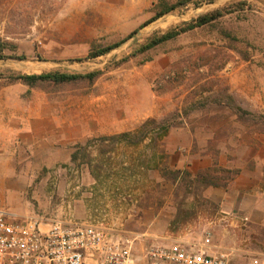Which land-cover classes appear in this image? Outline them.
<instances>
[{"label":"rangeland","instance_id":"374dc122","mask_svg":"<svg viewBox=\"0 0 264 264\" xmlns=\"http://www.w3.org/2000/svg\"><path fill=\"white\" fill-rule=\"evenodd\" d=\"M159 1L0 0V39L10 45L0 124L62 129L68 140L55 150L71 158L41 169L23 146H2L0 175H16L31 216L104 221L149 241L208 235L231 264H249L264 252V0H194L150 23ZM215 10L225 12L211 24L138 52ZM8 71L99 75L30 88ZM122 133L144 138L104 140ZM108 189L130 219L111 222L101 204L79 219L78 204L109 200Z\"/></svg>","mask_w":264,"mask_h":264},{"label":"built area","instance_id":"2783aa9c","mask_svg":"<svg viewBox=\"0 0 264 264\" xmlns=\"http://www.w3.org/2000/svg\"><path fill=\"white\" fill-rule=\"evenodd\" d=\"M148 238L121 234L104 221L19 217L0 207V264H231L208 235L201 241ZM249 264H264V252Z\"/></svg>","mask_w":264,"mask_h":264},{"label":"crops","instance_id":"0c3cea01","mask_svg":"<svg viewBox=\"0 0 264 264\" xmlns=\"http://www.w3.org/2000/svg\"><path fill=\"white\" fill-rule=\"evenodd\" d=\"M44 133H46V136H44ZM65 133L64 130L54 126L46 129H36L32 126L17 128L12 125L3 126L0 124V147H18L21 145L23 146V152L27 158L33 159L41 166V169H48L57 163H65L71 159L69 153H56L55 150V145L66 146L65 144L68 138ZM39 139H41L43 143H47L49 146L48 153H51L52 157H48L45 149L39 145ZM4 174V176L0 175V207L10 210L19 217L31 216V213L28 211L27 203H23L17 198V196H19V190L15 187L16 175L11 174V171H6ZM91 174L92 173H89L87 176V182L93 180ZM38 188L42 187L39 186ZM108 190H106L105 193L108 192L109 195L111 194L109 200L106 199L107 196L104 197L103 195H99L92 203L78 204L75 209L78 218L84 219L93 207H97L101 204L99 207L108 214V220L111 222L113 221L119 224L126 219H130V216L124 213L122 206L117 202V196L113 195V190Z\"/></svg>","mask_w":264,"mask_h":264},{"label":"trees","instance_id":"16d2710c","mask_svg":"<svg viewBox=\"0 0 264 264\" xmlns=\"http://www.w3.org/2000/svg\"><path fill=\"white\" fill-rule=\"evenodd\" d=\"M194 0H177L173 3L169 2L168 0H160L156 8L159 9V13L155 15V17L152 19L151 22L157 20L158 18L174 11L175 9L179 7L186 6L190 3H192ZM224 10H215L210 13H206L204 15L198 16L195 20H192L189 23H183L180 26L175 27L174 29H171L167 31L166 33L156 36L152 38L148 43L143 45L138 52L143 53L150 49H153L161 44H164L168 41L174 40L180 35H183L185 33H188L190 31H193L194 29L201 28L203 26H206L208 24H211L212 22L218 20L223 16ZM9 43L3 41L0 39V60L10 59V57H7L4 55V50L8 49ZM114 47H107L103 49H99L93 53H91V58H96L99 56H103L107 53H109ZM24 57H21L20 60H23ZM19 60V59H18ZM99 75V72H91L88 74H67V73H60V72H47V73H41V74H22V73H16L13 71H8L7 76L4 78H7L10 83L19 82L22 83L30 88L36 87L37 85H41L44 83H54V84H64V83H71L76 82L80 80H89L93 81L97 76ZM3 74H0V78H3ZM167 131V127L163 129V132ZM144 134L142 133H122L116 136L112 137H105V139L108 140H127L129 143H138V141L143 140ZM236 173L235 175H237ZM202 183L208 186H218L215 180L212 179H202Z\"/></svg>","mask_w":264,"mask_h":264}]
</instances>
